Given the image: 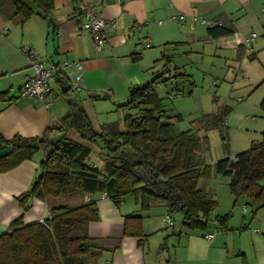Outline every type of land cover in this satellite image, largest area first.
Masks as SVG:
<instances>
[{"label": "trees", "instance_id": "obj_1", "mask_svg": "<svg viewBox=\"0 0 264 264\" xmlns=\"http://www.w3.org/2000/svg\"><path fill=\"white\" fill-rule=\"evenodd\" d=\"M11 1L14 17L23 21L37 14L49 19L54 3V0ZM0 15L6 16L1 11ZM235 33L228 26L207 29L211 40H222ZM168 46L164 47L161 59L155 64L167 61L168 66L173 61L166 55ZM168 72L159 74L130 94V104L141 109L138 118L128 120L130 132L94 133L109 149L106 173L86 162L91 149L63 137L71 130L84 133L88 129L90 123L82 108L75 110L72 107V114L64 118L60 127L47 129L41 137L16 136L8 142L0 140V151L6 147L13 150L12 155L0 159V174L32 160L39 152H43L44 158L48 156L42 161L45 170L36 187L19 198L25 212L30 210L33 199L45 201L71 194L85 199L90 197L79 207L53 209L52 217L44 223L25 225L22 219L13 223L12 231L0 236V264H99L106 253L121 247L122 240L91 237L89 225L100 221L97 201L93 200L96 194H106L118 207L127 197L134 196L142 212H147L158 202L164 203L169 215H181L188 228L206 232L208 220L218 203L212 194L199 187L198 182L210 176L206 166L197 161L200 137L193 132L180 133L175 126L166 123L164 102L157 94V88L168 80L165 77ZM175 77L185 78L180 74ZM168 78L172 80L171 76ZM68 83L62 80L61 85L66 92H74ZM262 108L264 110V100ZM228 113L225 109L222 113L200 117L201 128H218L225 123ZM177 119L181 120V117ZM132 152L135 155L129 158L127 154ZM234 156L238 159L235 162L231 160L232 156L215 162V173L230 179L233 194L255 198L264 205V188L260 186L264 180V141ZM142 220V216L127 217L125 235L142 236ZM214 223L215 226L227 224L221 217Z\"/></svg>", "mask_w": 264, "mask_h": 264}, {"label": "crops", "instance_id": "obj_2", "mask_svg": "<svg viewBox=\"0 0 264 264\" xmlns=\"http://www.w3.org/2000/svg\"><path fill=\"white\" fill-rule=\"evenodd\" d=\"M254 1L54 0L53 9L48 15L49 19L39 17L37 14L23 21L20 17H14V9L10 8L11 16L0 15V26L5 29L10 24H13L15 28L21 27V42L31 47L38 54L39 60L50 59L58 62L68 59L70 62L80 64L85 71L80 86L83 83L87 87L94 82L93 78L98 77H116L120 83V81L125 82L127 76H134V81L138 83V87H141L153 80V77L147 73L151 59H156L155 63L161 59H157V54L150 51L155 45L160 46L164 51L167 44L168 47L183 49L194 41H204L211 46L217 45V42L221 40L208 39L207 29H202L199 23H193L190 19L178 22L174 20L175 17L180 15L204 17L217 22L219 26H228L236 33L247 34V36L248 34L257 35L256 32L264 29V16L254 9ZM82 4H89L98 13L103 14L104 18L117 21V27L108 30V43L100 52L95 49L91 35L80 31ZM37 12L41 11L37 10ZM197 24L199 25L196 26ZM11 33L10 28L4 35L9 36ZM20 40L9 43L13 50L15 48V57L1 63L4 69L16 67L11 71L15 73L19 70L23 71L20 73L22 77L14 80L11 86L0 87V140L4 142L16 136L41 137L47 129L60 127L64 118L72 114L70 110L72 107L75 110L82 108L78 101L81 96L76 95L80 92H66L64 86L61 85L62 80L64 82L69 80L68 73L50 80L52 106L47 107L37 99L20 97L21 86L34 76V70L30 67L26 55L16 48ZM223 40L225 39L222 38ZM147 44L151 47L147 48ZM248 46L227 45L222 47V45H217V48L234 50L238 56L239 51L244 48H253L252 44ZM163 72L164 68L159 71V73ZM0 73L2 76L10 75L9 70H2ZM14 84L17 87L16 91L12 90ZM6 86L10 87L9 91ZM43 159V155L42 158L35 156L32 160L21 163L17 168L0 174V236L10 233L12 224L20 219L25 225H30L52 217V213L47 215L51 207L49 199L45 201L33 199L30 202L32 206L27 212L19 203V198L30 191L33 181L37 179L40 173L39 163H42ZM101 196L94 199L99 208L100 221L89 225L90 235L96 239H120L122 244L115 252L106 253L99 264H205L197 248L181 249V252L176 253L174 257L170 252L166 254L177 232L181 233L178 239L180 247L183 246L184 239L197 243L204 241L201 239L202 231L188 228L183 222V217L180 221L182 226L172 224V227L162 228L163 219L165 220L169 215L164 203L158 202L148 210V213L142 214L136 198L132 202L125 200L118 207L109 199L102 200ZM77 197L79 200L72 204L73 206L66 207H79L90 199V197L86 199L81 196ZM154 207L158 209L152 210ZM57 208H52V210ZM133 215L143 217L140 223L142 236L128 237L125 235L127 217ZM207 235H213L215 239L214 234L205 233V238ZM211 244L209 252H212L214 247L222 252L216 242ZM210 264H220V261Z\"/></svg>", "mask_w": 264, "mask_h": 264}, {"label": "rangeland", "instance_id": "obj_3", "mask_svg": "<svg viewBox=\"0 0 264 264\" xmlns=\"http://www.w3.org/2000/svg\"><path fill=\"white\" fill-rule=\"evenodd\" d=\"M11 5V0H0V11L11 15L9 12ZM253 6L256 11H260V15L264 16L263 0H255ZM10 28L12 33L9 36L4 35ZM6 29L0 26V39H3L0 40V72L9 70L10 75L8 77L0 75L1 88L4 85L11 86L14 80L22 77L20 73H23L19 69L16 73L11 71L16 67L10 69L1 67V63L3 64L6 59L15 57V48L13 50L9 43L22 38L21 27L15 28L13 24H10ZM256 33V39L250 43L253 48H244L239 51L238 56L234 50L222 48L227 46L224 43L225 40L217 42L218 46L222 45L219 48L216 44L210 46L204 41H194L183 49L168 47L166 55L173 60L168 66H166L167 61L159 64H155L154 58L150 61L147 73L153 79L162 74L159 71L163 68L164 72L169 71L165 76L168 80L157 88V94L164 102V113L168 118L166 123L175 126L180 133L193 132L200 137L197 161L206 166V172L210 173V176L203 177L198 183L200 188L211 192L210 194L218 203L211 213L205 232L214 234L215 239L208 240L202 231L201 239L204 242L197 243L184 239V244L180 247L178 239L181 233L177 232L174 235L176 238L169 244L168 252H166V254L170 252L172 257L176 253L179 254L181 249L197 248L205 264L216 261L218 263L220 261V264H264V205L255 198L242 195L238 197L233 194L230 179L216 174L214 169L215 162L231 155H240L264 141V110L262 108L264 29ZM221 41L222 43L219 44ZM19 43L16 48L22 52V47L27 45H24L21 40ZM150 51L157 54V59L162 57L163 49L160 46L155 45ZM16 66H18L17 63ZM176 74L183 75L185 78L175 77ZM170 76L172 80L168 78ZM134 80V76H127L126 81H120V83L116 77L93 78L94 82L87 87L82 83L80 94H76L77 97L81 96V100L78 99V101L90 125L84 133L71 131L68 134L65 133L63 137L91 149V156L86 162L90 166H96L97 170L103 173H106L105 165L109 158V149L106 148L105 141L94 133L100 131L106 133L110 130L120 134L130 132L128 120L138 118L141 112L140 108L130 104V94L135 89L145 86L138 87V83ZM9 86H6L7 90ZM12 88L15 91L17 89L15 84ZM225 109H228L229 113L225 116L224 124L209 130L201 128L200 117L211 113H222ZM180 117L181 120L177 119ZM42 155L44 156L43 152L36 154L41 158ZM127 155L132 158L135 153ZM39 164L40 173L33 181L30 190L36 187H34L35 183L39 182V178L44 173L43 164ZM77 196L79 195L71 194L60 198H48L51 207L47 215L52 213V208L73 206L72 204L79 200ZM97 197L98 194L94 196V199ZM126 200L132 202L135 197L129 196ZM157 209L154 207L152 210ZM144 213L148 211L142 214ZM167 216L173 225L182 226L181 215ZM217 217H221L227 224L215 226ZM215 242L222 252L215 247L212 252H209L211 243Z\"/></svg>", "mask_w": 264, "mask_h": 264}, {"label": "built area", "instance_id": "obj_4", "mask_svg": "<svg viewBox=\"0 0 264 264\" xmlns=\"http://www.w3.org/2000/svg\"><path fill=\"white\" fill-rule=\"evenodd\" d=\"M82 11V21L80 25V31L86 32L91 35L93 39V45L97 51H102L106 43H108V30H113L117 27V21L108 20L104 18V15L98 13L92 6L89 4L81 5ZM185 22L187 19H190L193 23H199L206 29L216 28L219 26L217 22L210 21L204 17L197 16H187L181 15L174 18ZM61 36L60 31L58 32ZM256 34H247L235 33L231 37L224 38V43L226 45H247L254 39H256ZM147 48H150V44L146 45ZM22 52L26 55L27 60L29 61L30 67L34 70V76L29 78L27 82L21 86L19 90V95L21 98H33L42 101L47 107L52 106L53 99L51 98L52 90L50 87V80L56 77L57 75H66L68 73L69 88L74 92H81L80 83L84 78L85 71L84 68L74 62L68 61V59H63L61 61L55 62L48 59L47 61L39 60L38 54H36L31 47H22ZM232 161H237V157L231 155ZM48 158L45 157L44 160ZM102 200L108 199L106 194L101 196ZM44 223V221H41ZM171 219L167 216L165 220L162 221V228L171 227ZM208 240L214 238L213 235H207Z\"/></svg>", "mask_w": 264, "mask_h": 264}, {"label": "water", "instance_id": "obj_5", "mask_svg": "<svg viewBox=\"0 0 264 264\" xmlns=\"http://www.w3.org/2000/svg\"><path fill=\"white\" fill-rule=\"evenodd\" d=\"M12 148L11 147H6L4 149H2L0 151V159L2 158H7L9 157L10 155H12ZM37 185V183H35L34 187ZM260 186L264 188V180L260 182Z\"/></svg>", "mask_w": 264, "mask_h": 264}]
</instances>
